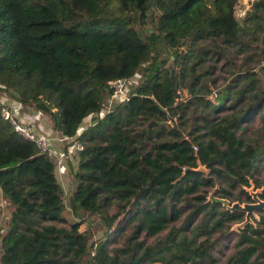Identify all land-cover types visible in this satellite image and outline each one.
<instances>
[{"label": "trees", "instance_id": "trees-1", "mask_svg": "<svg viewBox=\"0 0 264 264\" xmlns=\"http://www.w3.org/2000/svg\"><path fill=\"white\" fill-rule=\"evenodd\" d=\"M238 3L0 0V91L83 144L64 193L0 116V264H264V211L221 260L244 214L206 200L264 186V0ZM115 79L130 92L109 103Z\"/></svg>", "mask_w": 264, "mask_h": 264}, {"label": "built area", "instance_id": "built-area-1", "mask_svg": "<svg viewBox=\"0 0 264 264\" xmlns=\"http://www.w3.org/2000/svg\"><path fill=\"white\" fill-rule=\"evenodd\" d=\"M109 86L112 90V95L108 99L109 103H111L113 100L120 101L126 98L128 84L125 79L111 80L109 82ZM22 107L24 106L21 105L20 102L8 97L6 93L0 91V116L2 119L8 121L12 128L25 140L33 142L41 152L47 153L49 157L57 161L58 156L52 145V138L50 139L43 133L38 132L32 122L24 120V118L19 114V110ZM57 141L59 143H67L71 141L72 144L70 146L75 152L83 150V144L74 138L72 139L66 136H59ZM5 205L6 201L2 198L0 193V207L4 209Z\"/></svg>", "mask_w": 264, "mask_h": 264}, {"label": "water", "instance_id": "water-1", "mask_svg": "<svg viewBox=\"0 0 264 264\" xmlns=\"http://www.w3.org/2000/svg\"><path fill=\"white\" fill-rule=\"evenodd\" d=\"M174 94L176 98L180 97V94L177 90V88L174 89ZM196 170L208 173L209 170L204 166L199 164ZM219 185L218 183H215V185L212 188V191H210L207 194V201L210 202H218L221 204V206L230 211H239L244 214V218L242 221L233 223L232 226H230V231H238V229H242L246 224L248 223H254L253 218L256 220H259V214L258 212L264 211V200L259 197V194L262 192L264 189V186L255 188V185L252 181H250V186L246 187L243 186V189L249 194L251 200L250 201H243L240 202L238 200L235 201H230L228 198H222L218 197L216 195V191L219 190ZM132 261V259H131ZM138 262V259L133 260L132 264H136Z\"/></svg>", "mask_w": 264, "mask_h": 264}, {"label": "rangeland", "instance_id": "rangeland-1", "mask_svg": "<svg viewBox=\"0 0 264 264\" xmlns=\"http://www.w3.org/2000/svg\"><path fill=\"white\" fill-rule=\"evenodd\" d=\"M250 1L251 0H239V3L237 5V9H236V15L237 16H241V14L244 12V10L248 7ZM217 74L218 75H221V73H219V72ZM136 80H137V76H135V77H133L131 79L132 83L135 82ZM129 92H130V84H128V86H127V93H129ZM259 124H260L259 118L256 117L248 125V129L249 130L255 129V128H257V126ZM83 126H82V128H83ZM60 145H62V147H63V146H65V143H61ZM71 150H72V153H73L72 154V157L74 158V161H73V163H71V165L74 168V167H76L77 160H76L75 151L73 150V148H71ZM263 172H264V170H263ZM62 176H63L62 173H60L59 178H60L61 182L63 183V191H64V193H67L69 191V188H70L69 186L71 185L70 184V180H71L70 179V174L67 177H62ZM219 187H220V185H219ZM212 188L213 187H210V188L207 189L208 190V193L210 191H212ZM216 195L218 196V191H216ZM241 199H242V201H240V202H243L244 199H245L243 193L241 194ZM112 211H113V208L109 209V213H111ZM1 215H2L1 216V222H3L2 225H4V223L6 221V218L8 217V212L3 209L2 212H1ZM122 225H124V222L122 223ZM231 226H232V224H231ZM84 227H85L84 225H81V229H83ZM129 232H130V227L126 228L125 234H128ZM101 233L102 232L95 233L93 239L95 240L97 237L101 236L102 235ZM234 237H235V232L232 231L226 239L225 238L224 239H221V244H220L221 245L220 246L221 249L219 250V252L216 253V256L219 259L224 260L225 257L228 256L232 252V242H233ZM140 239H142L145 243H151L154 238L153 237H148V236L145 235L144 232H142L140 234ZM114 240H115V243L113 245H120L122 243V241H123V236H120L119 237V235L115 234Z\"/></svg>", "mask_w": 264, "mask_h": 264}, {"label": "crops", "instance_id": "crops-1", "mask_svg": "<svg viewBox=\"0 0 264 264\" xmlns=\"http://www.w3.org/2000/svg\"><path fill=\"white\" fill-rule=\"evenodd\" d=\"M19 114L24 118V120L32 122L38 132L43 133L50 139L52 138V145L58 156L57 161L55 162V174L63 189V183L61 182L59 176L60 173H62V177H67L65 171L68 169L69 163L71 164L74 161V158L72 157L73 153L71 150V146L65 149V147H62V145H60L61 143L57 141V138H59V136L55 131L51 129L50 121L45 115H41L34 109L27 106L22 107L19 110Z\"/></svg>", "mask_w": 264, "mask_h": 264}]
</instances>
